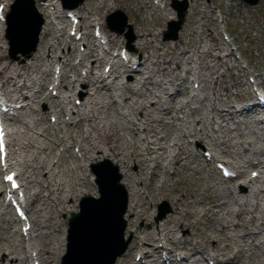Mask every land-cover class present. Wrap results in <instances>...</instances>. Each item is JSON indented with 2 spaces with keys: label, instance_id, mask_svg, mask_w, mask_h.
I'll list each match as a JSON object with an SVG mask.
<instances>
[{
  "label": "bare ground",
  "instance_id": "obj_1",
  "mask_svg": "<svg viewBox=\"0 0 264 264\" xmlns=\"http://www.w3.org/2000/svg\"><path fill=\"white\" fill-rule=\"evenodd\" d=\"M35 2L46 18L39 45L26 62H6L0 73L10 82L16 106L19 102L20 110L41 115L32 122L24 121L23 133L8 130L13 136L10 147L17 146L14 151L10 149V161L22 168L27 199L36 206L29 207L33 227L21 244L14 230L15 221L2 210L0 201V230L3 234L13 231L10 237H0V264H19L20 252L29 249L43 264H56L54 256L59 254L62 242L66 243L67 234L66 221L64 230L56 234L57 214L69 210L68 200L87 193L79 194V187L87 183L88 177L83 174L87 169L81 161L101 159L116 162L129 196L126 219L133 238L115 264H166L160 257L161 248L155 246L162 239L173 244L172 248L166 247L168 264H205L208 258L215 264H264V160H253L264 153V119L257 117L255 103L248 108L240 89H251L239 77L252 70L241 66L238 60L235 65L239 74H231L227 61L234 49L231 42L220 41L217 26L210 22L208 15L213 9L194 11L195 15L203 14L202 21L190 28L188 39L187 31L181 28L173 42H163L159 39L161 32L156 30L173 12L165 0H158V4L148 0L149 9L158 11V20L151 29L141 23L135 29L136 47L147 55L138 60L140 69L134 71L129 68L130 59L124 63L112 56L118 37L107 32L106 46L88 40L79 60L73 62L75 49L53 34L57 24L66 23L60 9L49 0ZM117 3L118 0H101L95 12L90 7L87 11L102 15ZM188 3L195 6L193 0ZM4 27L5 21L1 20L2 38ZM64 47L66 51L59 54L58 50ZM129 54L134 58L135 53ZM4 59V51H0V60ZM103 62L110 66L108 73L99 71ZM54 67H58L54 72L59 74V82L51 87L57 95L50 96L44 86ZM80 69L85 74H80ZM123 74H128L129 79L123 80ZM255 79L264 88V73ZM194 83L198 84L197 89L192 86ZM78 85L80 97L74 98ZM72 99L76 109L70 106ZM50 102L52 107L42 112L36 107ZM50 108L56 111L53 124L40 127ZM250 133L256 137L261 133L263 144L256 146ZM206 141L214 150L213 158L216 150L234 152L238 160L234 167L242 168L238 170L240 183L234 179L233 187L210 183V178L202 175L196 157ZM74 145H78V152ZM248 166L263 170L247 178ZM146 172L151 181L164 178L158 195L169 199L172 206L160 222L149 221L151 230L140 225L148 221L150 208L145 199L156 192L144 185ZM192 179L195 190L185 192L184 186L191 184ZM185 228L192 231L178 235ZM41 242L43 250L39 247ZM141 246L149 248L142 253V260L130 262V253L142 251Z\"/></svg>",
  "mask_w": 264,
  "mask_h": 264
},
{
  "label": "rangeland",
  "instance_id": "obj_2",
  "mask_svg": "<svg viewBox=\"0 0 264 264\" xmlns=\"http://www.w3.org/2000/svg\"><path fill=\"white\" fill-rule=\"evenodd\" d=\"M15 1L16 0H0V4H3V6H4V9H3V15L4 16L6 15V13L8 11H11L10 10L11 5L14 4ZM33 1H34V5H35V8L37 9V11L39 13H41L40 10L36 7L35 0H33ZM100 1L101 0H84L83 4L81 3L78 6L72 8V6L76 2H79V0H67V2H65V1L63 2L61 0H49V2H52L53 4H55L58 7V9H60V11H61L60 15L62 17V20H66V23H64V24L60 23V24L56 25L57 27H54L53 34L57 35L59 37V40H61L63 43L69 44L73 49H75V52L73 53L74 59L72 58V60H73V62H77L79 60L80 54L83 53L81 50L80 44L84 45V44H86V41H88V40L96 41L97 43L99 42L98 39H96L92 35L93 30H94V26H96L97 23L99 22L101 30L103 33L107 32V33L112 34L114 37H116V36L118 37L116 39L118 45L116 47H114V50L112 51L113 56L115 55V53L117 54V52H119L120 50L125 49V50H128L129 52L135 53L134 54V61L138 62V60H142V58L145 57L147 54L145 52L140 53L136 47L135 29L137 30L140 23L142 25H144L145 27L151 29L152 26H154L158 20V15H157L158 11L156 12L154 9H149V7L146 5L147 4L146 2L148 0H118L117 5H114L111 9L108 10V12H103L102 15H99L97 13L89 14L87 9H89V7H90L91 8L90 10H93V12H95V9L97 8V6L100 5ZM155 1H158V0H155ZM188 1L189 0H165V4H166L167 8L170 9L173 12V14L174 13L175 14H174L173 19H170L173 16V14L172 15L168 14L167 21H165L163 23L162 27H159L156 30L159 33L161 32L159 35V39L162 40L163 42H173L174 41V40H165L164 39V37H165L164 32H165V30H167L169 28V24L171 22H173L174 20H177V12L173 7L174 3L178 2L182 6L185 4V2L188 3ZM193 1H194L195 6L192 8V7H190V4L188 3L186 17H185L184 23L181 26L182 29H185L187 31L185 38L188 39L189 33H190V28L196 26L198 23H200L202 21V15L203 14L195 15L194 11L204 10L207 7H209L210 10L213 9V13L208 15L209 19H211L210 22L214 23L213 27L217 26V29L220 32L218 34L220 41L223 43L231 42V45L234 49V55L231 58H229L227 61L228 65L231 67V74H234L235 76H237V74H239V72H238L239 70L236 68V65H235L236 61L239 60V63L241 64V66H243V67L249 66L250 70H252L251 74H247V75H243V76L239 77L240 81H242L244 83H249V85H250L251 84V78L256 80L255 79L256 75H258L259 73H264V34L262 33L263 28H264V0H261L258 5H255L252 7L248 6L244 2H241L240 0H193ZM84 3H85V5H84ZM191 4H192V2H191ZM62 5H65L67 8L64 10H61ZM67 5L71 8H69ZM196 5H197V7H196ZM215 7H216V9H215ZM190 8H191V10L189 12ZM68 10H71L73 13H76V14L81 16V22L80 23H81V26L83 27L84 34H83V39H81L79 41L75 39V35L74 36L71 35V33H72L71 28H73V27H71V25L69 24V22L67 21V19L65 17V12ZM115 12H121L122 15L126 18V19H124V18L122 19L119 15H116L112 18V21H113L112 24H114L113 26L118 27V28H120L122 26L121 27L122 32H119L117 29H115V31H113L112 28L109 26V23L111 21L110 16L112 14H114ZM41 15H42V13H41ZM217 16H218V20H214V18H216ZM44 19L46 21V18H44ZM114 19H116V20H114ZM47 20L50 21L49 18H47ZM124 20H126L125 24L123 23ZM197 20H198V22H196ZM213 21H215V22H213ZM0 22H1V20H0ZM134 22H135V24H134ZM64 25H66L64 30H60V27L64 26ZM48 27L49 26H47V29H48ZM5 28H6V26L4 27V38H2V34H0V51H4V54H5V59L0 60V68L6 62L17 63V64L21 63L22 64L23 61L26 62V60L28 59L27 58L26 60H23L24 58L21 55V52H18L17 56L19 57V59L15 60V61L11 60L10 53H9V45H8V42L5 38ZM39 42H40V40H39ZM5 45L7 46V49L5 48ZM38 45H39V43H38ZM63 50L66 51V47H64V49H62V48L59 49L58 53L61 54ZM33 55H34V53H33ZM116 59H119V58L116 57ZM30 61L32 62L31 59L28 60L29 63H30ZM90 61H92V59ZM132 66H133V64L131 65V67ZM55 68H57V67L51 68L50 75L48 77L46 76L47 79L45 81V86H44V89L46 90V92L50 96L53 95V91H52L53 88H50V87H54L55 82L57 81V79L55 78L57 73L54 72ZM107 69H108V65L106 62H103L100 64V66H99L100 72L108 73ZM84 72H85L84 69H80V74H84ZM127 75L128 74H123L122 79L123 80L129 79L128 78L129 75L128 76ZM125 76H126V79H125ZM0 84L4 85V87L8 93L10 92V89H11L10 88V82L8 83L6 81L5 75L2 73H0ZM62 84L64 85L63 82H62ZM194 85H195V83H194ZM192 86H193V84H192ZM77 88L78 89H76V91H75L76 94H75L74 98L76 96L80 97V86L78 85ZM253 88H254V86H253ZM240 89H241V93H242L243 97L246 99V101H245L246 104L249 105V104H251V102L255 101V99L251 96V94L248 93V90L244 89V86L241 87ZM51 93H52V95H51ZM82 95L84 96V94H81V99L83 97ZM72 101L73 102L70 106H72V109H74V108L76 109L75 104H74V100L72 99ZM51 103L52 102H50L49 104L41 103L39 105H36V107H38V109H40V111L42 112L44 110H47L48 107H50V106L52 107ZM14 105H16V102ZM18 105H21V103L18 102ZM68 111H69V109H68ZM110 112L112 113V115H114V113H115L114 109H111ZM49 113L50 114H47V116H45V118L42 119L43 121H42L40 127L53 124L51 119H52V116H54V114H56V111H54V109L50 108ZM15 114H17V117L15 116L13 120L8 121V123H10L9 129H10V131L18 130V131H21L22 133L25 132V127H24V123H23L24 121L32 122L33 118H36V116L37 117L41 116L39 114L32 115V114H30V112H28L26 110H20V109H18V111H16ZM64 119L66 120V118H64ZM262 137H263V135L261 133L258 134V137H256V135L250 133V139H254L256 146H261L263 144V141L261 139ZM12 138H13V136L10 137V139H12ZM78 138H80V137L78 136ZM74 146H75L74 151L78 152L79 151L78 145H74ZM62 147L63 146H61L60 148H62ZM16 149H17V146L11 147V151H14ZM205 151H207L209 153L210 152L212 153L214 151L213 149H211V147L207 141L205 143L203 142V146L201 147V150L197 153V157H196V161H198L200 166L202 167V170H203L202 175L208 176L210 178V181H209L210 183H212L211 181H214V182H217L219 184L224 183L227 186L233 187V185H235V182L232 181V179L221 180L220 175L215 170L214 164L217 161H221L223 163L229 162L233 167H234V165L237 166L238 160H237L234 152L223 153V152H220L219 150H216L217 155L215 156V160L206 165V162H205L206 159H204V152ZM258 159L264 160V153L255 156L253 160L256 162V160H258ZM69 161L72 163L73 159H69ZM106 161H108V160L101 159L99 161H93V162L81 161V165L83 164L87 169V170L83 171V174L87 175L88 177H87V183L84 184L83 186L79 187V194L86 191L87 194H92V195L98 196V190H97V186H96L95 181H94V175L92 173H91L92 175H89L91 172V165L92 164L93 165L100 164V165H102V167H107L109 165H108V163L106 164ZM110 161L114 162L112 159ZM12 167L17 172H19V175H21L20 174V171L22 170L21 167H19L18 165H15L14 163H12ZM238 169H242V168H238ZM254 170L259 173L260 170L261 171L263 170V168H261L259 166H253V167L248 166L247 169H245V176L247 178H249L251 176V173L254 172ZM21 177L23 178V182H24V175H21ZM149 177H150V173L146 172L144 175L145 180L143 181V183L148 190L156 189V192L149 195V199H147V198L145 199L147 202L146 207L150 208L148 211V214H147L148 215V218H147L148 221L147 222H141L140 225L145 226V228L147 230H151L153 227V225L149 221L160 222L168 213H170L172 211V206H171L169 199H165L163 196L158 195V189L161 186L164 178L162 177L160 179H156L154 181H151ZM234 180H236V182H237L236 178ZM193 182H194V180L192 179L191 184H189L187 186L185 185L183 190L185 192L186 191L190 192L192 190H195ZM171 183L172 182L169 181V184H171ZM6 187H8V184L2 183V180L0 177V191H1L0 201L2 202V205H3L2 207L4 208L2 210L5 211L6 213H8V216H10V218L13 220V215L11 213V210L4 201V189ZM169 189H172V187ZM200 191H201V189H200ZM198 192H199V190H198ZM83 196H84V194L83 195L81 194L73 200H68L66 203V207L67 208L69 207V210L64 211V212L60 211L57 214L58 226H56L54 229L56 234L59 233V231L61 229L64 230L65 227H64L63 223H64V221H66V223H65V226H66V224L68 223L71 212L79 210V203H80V200ZM142 196L144 197L145 194H143ZM32 206L35 207L36 203H34L33 205H30L31 208H32ZM162 211H165L166 214H165V216L160 218ZM127 215H128V213L125 214V219L127 218ZM66 228H67V226H66ZM15 229L17 230V233H18L17 241H18V238H20L21 244H23L24 237L28 238V236L22 235V233L20 232L19 225L17 223H15L14 230ZM190 231H192V230H188L185 228L182 231L178 232V235H181L183 233H187ZM12 234H13V231H11L8 234H3V231L0 230V237H5L7 235L10 237V236H12ZM132 235H133L132 230L128 226L127 219H126L125 237H126V239H129V241H130L129 245H128L129 247H130L131 242H132V238H133ZM59 244H61V242ZM155 246H157V247L163 246V247H167V248H172L173 244L168 240L166 241L165 239H162L160 241H157ZM39 247L43 250L44 242L39 243ZM167 248H165V249L167 250ZM140 249L142 251L136 250V251H133L130 253V255L128 257V260L130 262L136 263L138 255H142V253L146 252L149 248L147 246H141ZM66 250H67L66 243L63 244V242H62V245H61L60 249L58 250L59 254L54 256L56 264H61L62 258L65 255ZM127 250H128V247H127ZM32 253L33 252L30 249L29 250H22L19 254L20 261L18 263L19 264H32L34 262L32 256H31ZM160 257H161L162 261L167 260V259L166 260L164 259L163 254H160ZM120 258H122V257H119L118 260ZM125 259L126 258H123V261H125ZM167 263H168V261H166V264ZM205 264H215V262H214V260L208 258V260L205 262Z\"/></svg>",
  "mask_w": 264,
  "mask_h": 264
},
{
  "label": "water",
  "instance_id": "obj_3",
  "mask_svg": "<svg viewBox=\"0 0 264 264\" xmlns=\"http://www.w3.org/2000/svg\"><path fill=\"white\" fill-rule=\"evenodd\" d=\"M84 0H79L82 3ZM249 6L261 0H240ZM178 19L169 24L165 40L176 39L185 20L188 4L174 3ZM115 14V15H114ZM110 16H124L116 12ZM37 13L33 1L16 0L7 14L6 38L10 45V57L17 60L18 52L25 58L36 50L44 20ZM125 19V18H124ZM125 21L123 23L125 24ZM122 32V28L118 29ZM108 162L107 167L92 165L100 197L86 194L80 201L79 212H71L68 222L67 252L61 264H114L127 249L129 239L125 237V213L128 207V192L121 183L117 165ZM102 168H101V167ZM163 213L162 216H164Z\"/></svg>",
  "mask_w": 264,
  "mask_h": 264
},
{
  "label": "snow or ice",
  "instance_id": "obj_4",
  "mask_svg": "<svg viewBox=\"0 0 264 264\" xmlns=\"http://www.w3.org/2000/svg\"><path fill=\"white\" fill-rule=\"evenodd\" d=\"M0 18H2V17H0ZM0 142H2V141H0ZM7 179H11V177H8Z\"/></svg>",
  "mask_w": 264,
  "mask_h": 264
}]
</instances>
